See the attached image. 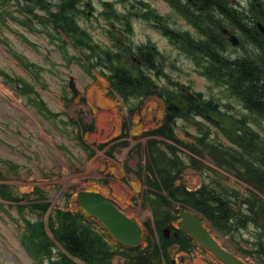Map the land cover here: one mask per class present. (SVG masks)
<instances>
[{"label":"rangeland","instance_id":"374dc122","mask_svg":"<svg viewBox=\"0 0 264 264\" xmlns=\"http://www.w3.org/2000/svg\"><path fill=\"white\" fill-rule=\"evenodd\" d=\"M102 1L104 0H77L79 5L74 11L75 17L72 18L90 34L85 36V42L87 40L95 42L103 48L113 45V41L108 36L109 24L102 14ZM108 1H115L116 9L124 11L133 0ZM233 1H242L244 7L245 4L250 6L251 1L252 3L256 1L258 7L264 9V0ZM63 2V0H0V71H4L7 76L9 74L14 78L20 77L18 89L22 90L20 94L15 91L16 87L10 88L14 95L8 94L1 86L5 85L3 80L7 77L0 73V156L13 163L10 165L4 161L0 162V192L5 190L9 193V200L0 199V264H50L47 260L40 261L34 257L29 244L25 243V239L22 240L24 217L35 219L40 214L41 203L34 201L37 200V196L33 193L37 189L43 197H48V202L54 207H49V210L61 207L71 211L79 210L77 204L79 189L101 190L128 214L145 224L148 237L153 239L157 229L153 222L154 211L151 209L158 214V219L164 217L161 207L164 208L165 204L156 207V193L148 191L149 186L145 189V180L148 183L147 179H151L148 177L154 178L155 170L152 169L150 175L147 173L148 170L145 169L147 159L143 153V146L146 145L150 133L163 119L165 109L163 99L157 94L144 97L142 102L135 99L132 105L135 108L138 104L141 105L129 112L118 94L112 91L108 81L100 74L103 69L97 67L88 70L86 67L91 60L92 63L93 60L97 62L95 50H92L94 58L84 45L85 42H80L81 40L75 41L82 52L76 51L68 43L66 45L67 35L61 31L55 23V17L50 14L51 10L55 11ZM147 2L152 7H157L174 26L190 28L182 17L169 12L170 8L163 0ZM27 5L42 14L43 20L30 14L26 16L24 12L28 10ZM23 19L25 21H22ZM260 20L264 22V19ZM133 24L134 43H142L149 39L155 41L166 55V71L173 80H179L185 85L192 86L195 91H203L209 97L214 96L223 101V109L227 114L235 119L237 116L253 125L264 141V118L257 115L251 118L249 111L239 101L227 95L213 81L201 76L194 63L168 44L160 32L147 21L137 18ZM242 25L243 29L249 31L246 20ZM249 41L250 38L245 34L239 51L237 49L232 51L237 55L244 54L246 50L250 54L254 53L255 47ZM71 76L79 88V94L76 96L68 87ZM171 77L164 76L156 79V82L171 90L173 88ZM26 89L28 93H32L31 96H28ZM122 116L125 127L120 130ZM191 123H195L193 118L177 120L176 133L179 142L172 144L176 148L170 147L171 143L166 145L167 141L161 144L165 151L172 150L171 155L179 159L180 164L177 168L181 170V182L189 189H196L202 181H206L207 185L221 188V193L230 195L237 192L239 201L244 199L255 201L257 198L264 201V195L252 186L251 181H244L237 175L239 171L235 167L242 170L241 163H233L235 167L231 164L229 166L215 164L206 150L200 157L191 153L190 149L182 147V143L193 144L195 135H202L198 132L197 126ZM205 123L207 126L211 125L209 122ZM81 126L84 127L82 130L85 140L90 143L86 148L81 142L83 141L80 136ZM211 134L207 140L217 139L220 144L218 147L224 144L229 146L222 145L224 149H235L215 126L211 127ZM263 141L260 140L259 144L264 145ZM105 147H108L107 150ZM91 149L97 152L93 158ZM192 156L197 160V168L193 167L195 162ZM125 162L131 170L128 173L123 167ZM199 167L202 169L201 172L197 171ZM139 175L142 182H139ZM151 181L153 186V180ZM164 200L165 203L170 201L167 198ZM170 202L171 205H168L167 210L164 208V211L173 210V213L178 215L177 201ZM167 216L172 215L168 212ZM171 222L172 220L169 223L171 229L175 228L176 220L173 219V223ZM97 226L99 230L102 228L99 223ZM242 231L244 232H233L230 238H223L222 241L233 249L241 246L246 253L251 254V251H255V242L259 236L261 239L264 237V232L256 225ZM158 233L160 234L159 231ZM191 244L189 252L175 243L169 245V254L175 260V264L220 263L216 262L210 252H206L200 246L196 247L193 242ZM122 253L124 252L118 250L114 255L115 264H128ZM246 256L249 262L261 264L257 258Z\"/></svg>","mask_w":264,"mask_h":264},{"label":"trees","instance_id":"16d2710c","mask_svg":"<svg viewBox=\"0 0 264 264\" xmlns=\"http://www.w3.org/2000/svg\"><path fill=\"white\" fill-rule=\"evenodd\" d=\"M195 1L199 8L193 7L188 2L181 5L182 14L195 28V32L173 28L163 23L157 25L173 45L178 46L193 58L202 75L225 86L231 96H234L249 111L251 118L256 115L264 118V39L257 32L255 19L245 15L246 12L230 0ZM157 16L153 15V17ZM153 17L152 19L156 20ZM245 20L249 21L250 24L248 25L252 31L250 29L248 32L244 31L250 38V44L255 47V52L250 54L246 50L244 54L237 55L232 51V45L223 29L225 27L232 30L234 28L236 30L243 29L242 23ZM143 47V51L147 54L141 58L145 63L155 66L153 64L156 62L154 63V61H157L158 58L161 60L159 53L152 46ZM108 59L114 64L112 57ZM156 68L157 75H165L162 65L159 64ZM111 77L114 85L124 96L141 97L156 91L154 79L144 70L132 72L122 66H114ZM172 83L175 85V90L164 95L167 97L165 118L162 124L152 131V134L169 140L170 146H172L173 143L179 142L175 134L176 118L182 116L191 119L193 115H200L212 120L211 122L221 131L223 130L240 151L232 148L224 149L222 145L220 148L217 140H207L206 142L205 137H196L195 144L189 145L193 154L203 156V152L199 149V145H201L203 148L205 146L211 159L217 164L229 166L233 163H241L243 165L242 170L233 165L239 171L237 175L247 182L251 181L252 186L264 194V145L259 144L260 140L263 141L259 137L260 133L255 131L253 127H249L246 120L237 116L235 119L232 115L225 113L218 100L205 98L202 92H185L183 91L184 85L180 81H172ZM182 106L187 108V111H184ZM163 143L166 141L152 138L150 143L147 142L146 151L149 158L148 163H152L155 167L153 173L156 177L158 176L160 183H164V187L169 190L171 200L197 209L224 233H228L234 224L244 225V223H238L242 220L241 217H238V213L249 219H257L258 216L264 218V201H261L262 199L257 198L259 200L256 199L255 201L244 199L238 203L237 193L227 195L221 193V188L217 189V187L206 183L193 191L173 187L172 183H174L175 172L180 161L177 157H170L166 151L162 150L159 144ZM183 146L187 147L188 145L182 143ZM172 147L176 148V146ZM150 150L151 157L149 156ZM192 158L195 162L194 166L197 168V160L193 156ZM163 204L169 205V202L165 203L164 200ZM240 204L241 206H239ZM165 205L164 208L166 209ZM164 208L161 207L163 219H158V214H155L156 223L159 227L163 226L168 219L167 216L165 217ZM79 216L67 212L59 213L60 227L54 229L57 237L69 253L92 263L111 264L108 258L110 246L96 233L81 225ZM187 241L183 239L180 243L187 246L189 244ZM150 243L152 245L153 241ZM160 246L159 244L155 246V253L149 251L148 255L143 254L140 258L138 257L141 260L139 264H159L155 260L159 259L160 256L163 257L160 255ZM152 248L154 249V244ZM45 249L47 250V248ZM254 250L257 257H260L264 262V242H260ZM163 253L166 254L165 248ZM61 260V264H75L65 256H62ZM166 262L167 264H174L170 260H166Z\"/></svg>","mask_w":264,"mask_h":264},{"label":"water","instance_id":"95a60500","mask_svg":"<svg viewBox=\"0 0 264 264\" xmlns=\"http://www.w3.org/2000/svg\"><path fill=\"white\" fill-rule=\"evenodd\" d=\"M234 41L236 39L234 38ZM71 82V86H72ZM79 200L82 206L91 214L100 218L119 240L129 244L138 245L142 242L143 231L136 219L120 211L115 204L103 194L81 191ZM179 226L191 235L204 247L213 251L214 255L225 264H247L239 256L227 251L215 238L210 235L201 221L188 211L182 210Z\"/></svg>","mask_w":264,"mask_h":264},{"label":"bare ground","instance_id":"6f19581e","mask_svg":"<svg viewBox=\"0 0 264 264\" xmlns=\"http://www.w3.org/2000/svg\"><path fill=\"white\" fill-rule=\"evenodd\" d=\"M252 18H254L255 20H258V19H264V12H253L252 13ZM107 150V149H106ZM139 177V182H141V177L140 176H138ZM135 186L136 187H138V185L135 183ZM122 187H124L123 185H122ZM84 190L85 191H88V192H95V193H99V192H101V193H104L103 191H99V190H93V189H86V188H84ZM105 194V193H104ZM136 218V217H135ZM137 220H139L138 218H136ZM139 222H141L140 220H139Z\"/></svg>","mask_w":264,"mask_h":264}]
</instances>
